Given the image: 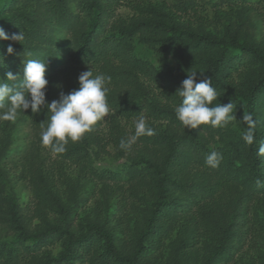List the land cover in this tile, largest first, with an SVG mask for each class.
<instances>
[{
    "label": "trees",
    "instance_id": "16d2710c",
    "mask_svg": "<svg viewBox=\"0 0 264 264\" xmlns=\"http://www.w3.org/2000/svg\"><path fill=\"white\" fill-rule=\"evenodd\" d=\"M123 1L0 0V27L24 36L0 41V83L19 88L27 60L47 63L49 81L37 113L0 120V264H264V0H209L211 18L200 0H125L134 13L121 16ZM136 44L172 63H151ZM89 69L111 77V114L54 153L41 144L47 104ZM191 71L212 81L213 106L233 103L228 125L176 118ZM244 113L256 122L251 145ZM141 117L155 134L121 149L135 134L124 121ZM20 121L30 140L15 156ZM109 146L126 159L119 171L94 165ZM211 152L218 167L205 162Z\"/></svg>",
    "mask_w": 264,
    "mask_h": 264
},
{
    "label": "clouds",
    "instance_id": "9594fccd",
    "mask_svg": "<svg viewBox=\"0 0 264 264\" xmlns=\"http://www.w3.org/2000/svg\"><path fill=\"white\" fill-rule=\"evenodd\" d=\"M24 39L23 33L9 34L3 27H0V41L21 42ZM15 49L10 43L7 46V53L13 54ZM3 56V55H2ZM4 59V57H3ZM2 63V62H0ZM47 63L40 60H27L24 63L23 80L19 88L9 83H0V109H6L0 113V120L15 121L19 110H26L31 107L33 113L40 110L41 105L46 103L45 89L49 84L46 78ZM9 81L15 79L14 74L7 72ZM198 71H191L182 85L177 89L178 95L182 98L181 103L175 108L176 118L182 125L189 129H196L200 125H210L213 128L224 127L233 121L236 116L233 114V103L218 104L213 106L217 99V90L210 79L197 82ZM203 75V72H200ZM79 87L69 93H61L58 100L47 104L51 116L48 119L46 129L41 136V144L51 147L54 153L66 151L69 140L79 141L86 132L91 131L93 126L109 115L110 108L107 101L109 92L108 83L110 76L105 74L94 75L91 69L81 72L78 77ZM27 94V95H26ZM30 96V100L27 98ZM242 121L247 125L243 131L242 138L251 145L254 142L255 120L251 114L244 113ZM154 129L146 124L143 117L135 123V134L126 140L121 139L120 148L127 149L141 136H152ZM258 155L264 156V142L260 143ZM222 156L217 152H211L206 157V164L215 168L218 167ZM258 186L262 185L261 180L256 181Z\"/></svg>",
    "mask_w": 264,
    "mask_h": 264
},
{
    "label": "rangeland",
    "instance_id": "374dc122",
    "mask_svg": "<svg viewBox=\"0 0 264 264\" xmlns=\"http://www.w3.org/2000/svg\"><path fill=\"white\" fill-rule=\"evenodd\" d=\"M201 3V7L199 9L200 14H202V16L204 18H211L213 16V13L215 11V6L213 4L208 3L209 0H200ZM224 9H226V7H224ZM117 13L121 16H130L134 13L132 7L129 5L128 1H123V4L118 6L116 9ZM193 16V15H191ZM264 26V23L263 25ZM60 39H62L64 36L62 35H58ZM136 51L137 54L150 61L151 63L155 64V65H159L161 63L164 62H168V63H172L170 61V59H164L161 58L159 55H157L155 52L149 50L147 47L142 46L140 44H136ZM111 114V111L109 112V115L105 118H108ZM135 120H125L124 124L128 129H131L132 126L134 125ZM19 127L17 128V138H16V148L17 151L15 152V156H19L20 155V151L22 150V148L24 146H26V144H28L29 140H30V134H29V123L28 122H23L20 121L19 122ZM107 152L103 153V152H99L96 153L94 152L93 154V161H94V165L100 170V171H119L122 167L124 162L126 161V159L124 157H119L116 152L115 149L113 148V146H109L107 148ZM96 153V154H95ZM45 155L51 160H56V156H54L53 154H49L48 152H45ZM16 158V157H15ZM68 171L69 172H75L76 168L75 166H68ZM17 172L19 173V169L17 170ZM24 184V182L22 180L19 181V187L21 188L22 185ZM59 250V245H54V251L57 252ZM242 255H252V252L248 249V247H246L242 253H240Z\"/></svg>",
    "mask_w": 264,
    "mask_h": 264
}]
</instances>
